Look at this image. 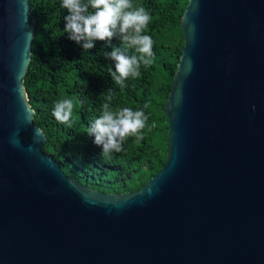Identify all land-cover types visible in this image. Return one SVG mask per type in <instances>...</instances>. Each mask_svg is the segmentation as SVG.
<instances>
[{"label":"water","instance_id":"95a60500","mask_svg":"<svg viewBox=\"0 0 264 264\" xmlns=\"http://www.w3.org/2000/svg\"><path fill=\"white\" fill-rule=\"evenodd\" d=\"M180 28L165 164L103 193L43 153L34 17L0 0V264H264V0H188Z\"/></svg>","mask_w":264,"mask_h":264},{"label":"trees","instance_id":"16d2710c","mask_svg":"<svg viewBox=\"0 0 264 264\" xmlns=\"http://www.w3.org/2000/svg\"><path fill=\"white\" fill-rule=\"evenodd\" d=\"M132 2L151 15L145 34L154 41V56L150 65H141L138 78L130 77L121 88L109 72L110 68L115 71L114 61L104 55L113 47L134 54L133 49L123 47L118 34L110 44L94 41L93 48L84 50L64 32V17L69 13L61 8V0H28L35 34L24 88L34 123L46 136L42 151L67 176L103 193L139 190L164 166L168 130L164 107L184 45L180 20L188 0ZM61 99H71L74 104L66 124L52 115ZM105 104L112 109H140L148 117L141 140L130 137L120 152L108 156L101 155L102 146L88 135L89 126Z\"/></svg>","mask_w":264,"mask_h":264},{"label":"clouds","instance_id":"9594fccd","mask_svg":"<svg viewBox=\"0 0 264 264\" xmlns=\"http://www.w3.org/2000/svg\"><path fill=\"white\" fill-rule=\"evenodd\" d=\"M60 6L69 13L64 17V32L84 50L93 48L94 41L110 44L117 34L124 48L134 50V54L127 55L121 48L113 47L111 52L104 53L106 58L114 61L115 71L110 68L109 72L121 88L130 77L135 79L141 75V65L152 63L154 41L145 34L151 15L143 6L134 5L132 0H61ZM252 107L255 111V105ZM73 108L71 99H61L55 103L52 115L58 122L66 124L72 117ZM147 120L143 110L112 109L105 104L100 116L89 126L88 135L94 137L96 145L102 146L101 155L108 156L113 151L120 152L123 142L130 137L141 140Z\"/></svg>","mask_w":264,"mask_h":264},{"label":"rangeland","instance_id":"374dc122","mask_svg":"<svg viewBox=\"0 0 264 264\" xmlns=\"http://www.w3.org/2000/svg\"><path fill=\"white\" fill-rule=\"evenodd\" d=\"M81 179H83V178H81ZM83 181H84V179H83ZM95 190V189H94ZM98 191V190H97Z\"/></svg>","mask_w":264,"mask_h":264}]
</instances>
